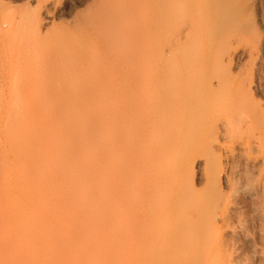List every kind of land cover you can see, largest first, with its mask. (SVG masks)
<instances>
[{
	"label": "rangeland",
	"instance_id": "1",
	"mask_svg": "<svg viewBox=\"0 0 264 264\" xmlns=\"http://www.w3.org/2000/svg\"><path fill=\"white\" fill-rule=\"evenodd\" d=\"M186 1L188 0H183V2ZM243 1L242 3H245V5H242V7L246 6V9L244 8L242 17L239 16V20L237 19L239 22L236 20L235 24H231H234V26H232L234 29L229 25L230 23L224 22L230 27L223 24L224 28L222 29H225V34L228 35L224 36L226 37V41L221 39L224 43L221 41L220 43H218L219 41H216L217 43H213L212 41L207 43L208 48L206 47L205 51L209 54V59L207 58L202 61L198 59L199 62L196 63L194 61L198 60H194L193 57V59L191 57L189 58V56L194 53V50L197 51L191 43V46L187 43L186 45H182V48L186 49V47L189 46L188 59L193 63L185 58L188 55L187 49L186 51L171 49L172 52H169V48L163 47L161 51H165V54L167 52L166 49H168V53L172 54L174 58L176 57L177 59V55L179 54V57H181L180 59H185L182 62L178 58L179 60L177 59V61L179 62H176L177 65H174L177 67L172 65V63H175L172 58H168V61L172 60V62H167L162 56L160 58L161 61L159 59L161 63H158L159 61L157 62L158 66L159 64L162 66L165 61L164 63H166V66L170 65L168 67H171V69L174 68L171 70L167 69L166 66L163 69L159 67V70H162L160 73L167 71L169 73L168 75L171 74L175 76L174 80L177 78L174 83L171 84L172 78L171 76V79L169 76L166 77V74L164 75L165 78H161L163 74L156 73L155 80H151L148 76H139L138 72L140 69L137 70V68H141L142 66H137V60L135 61L137 64L135 63L134 65V67H136L135 69H133L134 67L132 69L129 68L130 65L126 67L123 78L125 88L123 90L124 93H122L125 104L122 99V103L120 102L121 105L124 106L122 107L124 124L122 122L123 126L119 129L116 124H113L114 129L110 134L111 141H108L110 143L109 147H104L103 145L106 144L102 145L99 143V137L106 133V129L100 127V119H98L100 118L98 117L100 113L97 111L101 110L99 109L101 105L98 106L97 104V102H99L97 94L91 92L86 84H83L85 81H83L82 84V80L77 81L78 87H76L77 89H75V91L63 88L60 94L51 93L46 98H44V96L42 98V95L38 91L40 90L41 92L43 89L42 87L48 85L47 83L49 81L43 83L46 77H38V79L40 78L38 80L34 77L35 75L32 76L34 80L36 78L35 81L33 80L35 82L34 85H32L30 84L31 81L28 82L29 79L28 77L26 78L27 75L24 72L21 70L15 71L17 74L15 76L16 79L14 78L15 82L24 84L27 79L28 83H26L30 84V87L34 86V90L29 88L27 91L19 92L12 96L10 95L12 93L8 92L11 89L8 90L9 86L7 85H10L9 78H11L13 82L12 79L14 74L12 73L15 72H9V76H5L7 79L0 76V163H2L0 164V181H2L3 178V170L6 172L5 169L7 168L6 170H8L7 172H9L10 175L7 172V174H3L4 176L7 175V178L10 176V182L13 183L4 185L5 182L2 181V184L0 182V264H24V259L25 263L27 261L26 264H74V262L76 264L78 261L80 262V260L82 263L84 262V264H90L91 262H85L88 261V259L92 260V256L89 254V258L87 257L88 259H85L86 256L84 258L83 254L88 250V247L91 249V252L96 247H100L101 245L98 243H101L99 242L101 238L103 240L105 239L106 242L108 238L110 244L108 242L105 246H107V248L109 246L108 250L114 251L116 244L113 240L115 237H127L131 232H133V234L137 233V231H140L139 227H141V229L143 227L144 230L142 229V231L149 232L152 238V234L157 232V227L161 225L167 227V225L171 224V222L168 223V221H188V236L186 238H182L181 236V248L189 251L198 248H206L214 255V264H261V257H263L264 253V0ZM50 2L53 4H50ZM91 4V0H0V70L3 68L6 69V65L10 62V58L8 57L10 53H17L21 50L23 40L21 37L22 32L25 34L26 38L30 37L36 40L35 44L40 41L43 42L45 47L43 43L41 46H43L45 50H54L55 40L57 39L58 43L61 44L62 42L60 39L75 32L77 29V27H75L77 23V21H75L77 14L86 11ZM46 6L49 7V10L45 18ZM35 15L42 16L41 18L44 22L39 26V23L34 17L27 25H24V27H26H23L24 29L22 28L19 33L20 36L13 37L19 18L24 17L29 19ZM221 15H223V13ZM221 18H223V16H221ZM216 19L218 20V18ZM45 20L47 23H45ZM220 21L221 20L218 21V24H220ZM238 24H240V26H238ZM235 25L238 28H236ZM38 35L43 37L41 38ZM229 36L230 40L227 41ZM38 40L40 41L38 42ZM43 47H36L37 49L41 48L40 51H38L40 54L41 50H44L42 49ZM65 47L69 50L72 49L69 41H67ZM180 48L181 47L178 46V49ZM190 49H194L192 53ZM31 51L32 50H30V52ZM30 52L27 53L28 55L30 54V56L25 54V56L30 58L24 56L27 64L30 62L32 56L35 57L34 55H37ZM180 52L183 54H180ZM162 54L164 55V53ZM41 55H43V53ZM36 57L37 59L33 58V60H36L35 62L37 63V60L41 59H38L39 56ZM33 60H31L29 64H35ZM185 61H188V63L185 64ZM139 62L141 63V60ZM143 64L145 65L144 62L141 63V65ZM54 68H52V70ZM52 70H50V72ZM136 70L138 72H135ZM53 71L52 73L55 74L56 72ZM157 74L159 77H157ZM29 77L31 78V75H29ZM2 78L4 81L1 80ZM178 86H182L185 89L182 87L179 88ZM171 87L177 88L176 90L173 88L175 92L170 90L172 89ZM186 88H188V91ZM35 89L37 91H35ZM170 91H172V93ZM181 91L184 93L181 94ZM163 92L167 94L164 96ZM160 93H162V95ZM168 93L171 94L169 97L167 96L169 95ZM173 94L174 97L172 96ZM184 94L186 95L184 96ZM86 98L91 102L95 101L94 104L91 103L90 106H92V108L94 106L95 108L98 107V110L96 111L94 108V111L92 109L94 113L91 112L93 114L87 115L85 118L87 124H85L84 121V126H86V129H89V134H86L87 137L84 138L76 134L78 131L76 132L77 129L74 127L76 124L73 121L75 119L74 117L79 115L84 108H90L88 106L90 101ZM166 98L169 100L167 101ZM71 110L73 111L71 112ZM51 113L53 114L52 118L49 116ZM63 113L66 115L70 114L71 117L74 115V117L68 118L66 115L64 117ZM61 114L64 118L63 127L60 132L57 131L56 133L54 129L56 124L54 126V123ZM95 114L97 117L93 116ZM71 119H73V121ZM9 121L11 122L9 123ZM186 130L189 131L187 132ZM87 131L85 130V133ZM63 135H66L64 138L66 143L61 142L63 140L61 139ZM70 136L74 140L73 146L67 143L68 140L66 141L67 137L69 138ZM57 139L58 143L54 142L58 144L57 148H55L57 149L56 151L59 152V157L54 153L55 151H53L55 148L49 145L51 144V140L57 141ZM84 139L88 143L84 141ZM189 141L191 142L188 143ZM90 142H93L92 144L96 146L95 156L93 155L95 158L93 157L90 160L87 159L88 161L84 158L83 160L87 162L81 161L82 159L79 160L78 155L80 150L83 149L82 147L88 146ZM66 144L69 147H67ZM185 144H187L186 149H183ZM51 148H53V150ZM104 148H107L109 152L107 153ZM54 155L57 156H55V163L58 164L55 168V163H53L54 161H52L53 159L51 158V156ZM59 158L60 161L61 159L62 161L70 160L74 163H77V158L79 162L76 165L78 168L84 170L82 171L81 169L82 172H85L84 179L82 178L83 175H81L83 181L87 176H89L87 177L88 179H90V177L92 179V176H98L105 171L107 189L109 190V192H106L107 194L109 193L108 196L106 195L107 201L113 197L115 203H117V206L115 204L116 208L122 213L121 216L123 221L119 224L120 222L118 223V221L113 220L112 209L110 208L111 211H109V207H111L110 204L109 207H104L105 211L98 208L97 215L98 211L102 210L104 213L107 211L105 214L106 217L103 215L105 219L101 216L102 220L104 219L103 221L100 220L101 218H97L99 220L95 221L97 222L94 223L95 225L90 221L88 224H93L94 226H92V228L102 229V231H104V226L108 225L106 227L109 229V233L103 235L109 236L103 238L104 236L102 235L97 236L98 233L96 232L97 237L95 236L94 239L89 237V240L92 239V241H87V239V243L96 242L94 243L95 247H93V249L91 248V244L90 246L86 244V250H84L85 246L82 247L80 244L76 245V243L78 244L79 242L78 240L81 241L82 239L84 242V239L88 238L89 235L92 236V234H89L91 228L89 231V229H87L88 226L86 228L84 226L80 227L81 225L78 226V224L82 222L76 224L77 220L74 219L76 218L74 215L76 212L73 213L72 211V214H70L69 211L71 210L67 207V205H69L68 200L71 198L70 195L67 196L70 197L68 200H66L67 198L65 199L66 202L64 200L65 194L68 195L69 192L71 193L72 190L70 191V189H72L73 186V190H76V188L79 190V186L82 187L83 184H87V182L89 183L91 180H85L84 182L78 180L77 184L73 183L75 178L71 179V170L69 171L71 174H69V169L66 170L65 167L61 166L62 163L60 164ZM19 161L24 162V170L21 168L22 165ZM104 161L109 162V164L104 163L105 166L108 165L107 167L109 168H106L107 171L103 168L100 172L101 164L104 166ZM5 162L8 163L6 164ZM17 162L20 163V168L23 170L19 173L20 169L17 173H19L21 177L26 175L28 181L36 186H33L35 187V191L39 188V191L37 190L38 194L44 196L46 194L49 196L48 194H50L51 197L53 196L51 192L55 189V195L58 196L57 202L59 204L57 205L59 206L56 207L55 205L54 208L56 209L52 206V209L56 212L59 210L61 216L58 212L57 215H55L56 212L54 214L50 206L48 208L51 212H49L47 208L42 213L44 220L42 222L45 223H40L41 221L38 223L37 221L39 227L37 226L36 228L33 226L34 229H36L35 232L37 230L39 231V229L42 230L43 227V235L46 233L47 235L45 234V236H47V238L48 234L50 235L48 240L45 239V236H42L44 241H47V244H51L50 247H48L50 244L47 246L50 250V254L48 250L45 252L47 254L42 252V248L40 250V243H43V239L42 241L39 239L41 236L38 231L36 235L40 236L38 238L39 240L36 235L34 236L33 232L32 236L36 239L33 237L31 245L29 244L30 247L28 246L31 249L33 248L34 252H32L31 249L30 252L29 248H27L29 251L27 253L34 254V257H38L37 255H40L39 252H41L40 258L42 260L39 259L41 262L37 258L36 261L33 256L32 258L24 256L27 254L25 253L27 250L24 251L21 247L19 249L15 248V246L18 245L19 237L15 234L17 231L14 230L13 226H11L12 229L8 227L14 223L13 220L15 219H13L14 217L12 216H15V214H13L14 210L12 207L8 206L7 202L13 195V190L16 191V188L18 189L20 184L17 178L19 174H16V169L20 166ZM88 162H91L92 165ZM45 164L54 165H52L50 169L48 166L45 168ZM40 167L46 169L45 172L43 170L44 173L41 171V173H43H40L41 177L37 172ZM95 167L99 168V174H96L97 168L95 170ZM47 168L50 170L47 171ZM13 170L15 174L12 173L14 172ZM23 172H26V174ZM72 172L74 174L76 173V171ZM11 174L16 176L14 177L12 175L14 180ZM116 174L119 175L116 177ZM61 178H64L63 180L66 178L67 181H65L67 183L69 182L67 186L72 188H67L66 183L60 180ZM44 179L46 183L43 182V184H45L43 186L41 181ZM39 183L42 186L39 185ZM92 188H90V190ZM91 191L94 192L92 195L95 197L97 193L94 189ZM35 194L36 192L32 193L33 198L38 195ZM58 194L62 197L59 198L60 196ZM76 194L74 192L75 200L81 201L83 197L80 195V198L78 192H76ZM73 196L71 199L74 200ZM7 197L8 200L6 199ZM61 199H63V203H61L62 201L60 202ZM2 201L6 202L5 205ZM71 202L72 200H70V203ZM1 203L7 210L8 208H12L13 215L10 214L12 220L9 224L8 222H10V219H8V217L10 218V210L5 211V209L2 208L4 209L2 213ZM64 203L68 204L65 205ZM80 203L82 205L85 204L83 202ZM80 203H78L79 206H77V208L81 206ZM85 206L83 205V209L80 210H82V214L85 213L88 215L87 212L89 211H85ZM87 208L86 210H88ZM90 212L89 214H91ZM50 213L52 216H55L54 218L59 215L60 220L57 217L59 221L57 219L54 221ZM78 213L80 214L81 212ZM68 214L73 216L71 217L73 218V222L69 221L70 219L68 218H70V216ZM85 214H83V216ZM62 215L63 218L68 217L67 220H62ZM50 216L52 218L51 220ZM77 217L81 218L82 216L80 217V215H77ZM6 220H8V222ZM61 220L63 223L69 221L68 224H66V229L63 228L65 224H62L63 226L61 227ZM73 223H75L76 226H74L75 224ZM34 224H36V222ZM44 224H47L46 226L50 230H48ZM6 226L7 228L5 229ZM84 228L86 231H89L87 237L83 234L85 231ZM95 228L94 230H96ZM4 230H6V234ZM68 231H71L69 232L70 234ZM7 232L14 235H8ZM80 233L85 237H81ZM100 234L102 233L100 232ZM126 240L124 239V241ZM146 240H148L146 243L147 247H160L155 240H150L149 237H146ZM104 241H102V243H104ZM45 242L44 246H46ZM81 244H83L82 241ZM42 246L43 244L41 247ZM101 248L102 246L100 249ZM107 248L103 247L102 250H106ZM122 248L125 249V246ZM70 249H74L75 252L78 250L79 255L81 254L83 256L80 255V257L86 261L79 256L80 259L77 261L78 258L76 259L75 255L78 253L76 252V254L74 251L70 253ZM10 251L15 252L16 256H13L15 254L13 253L11 257L10 253L12 252ZM127 251H130V248H128ZM103 252L104 250L101 255ZM48 254L49 256L47 258L46 255ZM69 254H71L74 259H69ZM94 255L96 254H93V256ZM103 255L105 257V253ZM58 256L61 257L59 258ZM98 256L99 255H97V258ZM45 257L47 259H45ZM99 257L101 258L100 260H102L103 256ZM28 258L31 259V262L27 260ZM21 259H23V261ZM105 259L106 257L104 260ZM68 260H70V262ZM104 260L103 263L105 262ZM79 262L77 264H79ZM81 262L80 264H82Z\"/></svg>",
	"mask_w": 264,
	"mask_h": 264
},
{
	"label": "bare ground",
	"instance_id": "2",
	"mask_svg": "<svg viewBox=\"0 0 264 264\" xmlns=\"http://www.w3.org/2000/svg\"><path fill=\"white\" fill-rule=\"evenodd\" d=\"M91 1H92V4L86 11L79 12L77 14V16L75 18V21H77L76 26H75V27H77L76 31L73 32L72 34H70L68 36H64L62 39H60V41L62 42L61 44H59L58 40L56 39L55 40L56 42L54 44V47H55L54 50H51V51H47V49L45 50V48H44L45 44L43 42L38 40V42L40 41L39 43H41V44L37 43L38 44L37 45V44H35L36 40H34L33 38H30V37L26 38L25 34L22 32L21 37L23 40H22L21 50L18 51L17 53H10V55H8V57L10 58V60H9L10 62L8 63V65H6V67H5L6 69L3 68L0 70V76L5 78L6 75L9 76V72L12 73L15 71L17 72V70H21L22 72H24L27 75V76L26 75L25 76H26V78L28 77V79H29L28 82H30V81L32 82V83L30 82V84H32V85H34V83H35L34 81L36 80V78L37 79H38V77L43 78L41 76L46 77V79H44L45 81L42 80L43 83L46 81H49V82L47 83L48 85L46 87H42L43 88L41 91L42 93L40 92V90L38 88H36L39 90L38 92L42 95V98H43V96H44V98H46L51 93L60 94L61 90L63 88H68V89L75 91V89H77L76 87H78L77 81L82 80L81 84L83 81H85V83L83 82V84H86L87 88H89L91 90V92H93L94 94H97L98 101H99V102H97V104H98V106L101 105L99 109H101L102 111L98 110L97 109L98 107L95 108V106L93 105L95 101L91 102L90 100H88L89 99V97H88V99L87 98L86 99L88 101H90V103L88 105L90 108L86 107L82 110L81 113L77 112V113H79V115H77L75 117L73 115V117L75 119H74V121H73V119H71V120L76 124V126H74L77 129V130L75 129L76 132L78 131V133H76V134H79L81 137L85 138V137H87L86 134L87 135L89 134V129L88 128L86 129L85 128L86 126H84L85 124H87L85 118L87 117V115L89 116L90 114L94 113V111H95L94 108L96 109V111L98 110L97 112L100 113V115H98V113H97L98 117H100V118H98V119H100V127L106 129V133L103 134L101 137H99V143L102 145L106 144V145H103L104 147L110 146V143L108 141L111 139L110 134L112 133V131L114 129L113 124H116L118 129L123 126L122 122L124 124V119H123L124 117L122 116V115H124L123 110H122V107H124V106L121 105V103H122L121 99L124 103V99H123L124 96H122V93H124L123 90L125 88V83H124L123 78H124V71H125L126 67H128L130 65L129 68L132 69L136 63L135 61L137 60V63H138V64L136 63L137 66H142L141 67L142 69L140 67L137 68V70L140 69L139 72L137 70L135 71V72H138L139 76H148L151 80L152 79L155 80L156 73L163 74V76L166 74L165 75L166 77L169 76V78H170V76H171V78H172L171 84H172L175 82V80L177 78L174 80L175 76H173L171 74L168 75L169 73L167 71L160 73V72H162V70L160 71L159 67H161L160 69L165 68L166 63H164L165 61L164 62L162 61L163 62L162 66H160V64L158 66L157 62L159 61V59L162 56L164 59L167 60V62H170V61L172 62V60L168 61L169 60L168 58H170V59L172 58L173 62H175L174 64L172 63V65L174 66V65H177L176 62H179V61H177V59L178 58L180 59L181 57H179V54L177 53L178 54L177 59H176V57L174 58L172 56V54L168 53V49H166L167 52L165 54V51L164 52L161 51V50H163V47L169 48L170 49L169 52H172L171 49H177L179 51L180 50L186 51V49L187 50L189 49L188 48L189 46H187L186 49H183L182 45H184V44L186 45L187 43H189L188 45H190V43H191L192 46L195 47L194 49H196L197 51H195L193 49L194 53H192L193 50L190 49V50H192L191 51L192 54L190 53L191 55L189 56V50H188V52H187L188 55L186 57L185 56H183V57L188 59V56H189V58L193 57L194 60H198V59H200L201 61L205 60L209 56V54L205 51L206 47H207V43L211 42V41L213 43H215L216 41H219L218 43H220V41L222 43H224L222 40L226 41V39H225L226 37H224V36L225 35L228 36V35L225 34L226 33L225 29H222V28H224L223 24H226V25H228L229 23H230L229 25H231L232 23L235 24L236 23L235 21L238 18L242 17V12L244 11V8L246 7V6L242 7V5H245V3L244 4L242 3V2H244L243 0H225V1L224 0H188L186 2H183V0H91ZM50 4H53V3L50 2ZM48 8L49 7H47L45 10V14H44L45 18L48 14V10H49ZM222 13H223V15H221ZM38 16L39 15H35V16L30 17L29 19H26L24 17L19 18V20H18L19 22H18V25L16 27V31L14 32L13 37L20 36L19 33L21 32L24 25L25 24L27 25V23L29 21H31L34 17L36 18L35 20L39 23V26H40L42 24V22H44V21H42V18H41L42 16H39V17ZM218 16H220V17H218ZM221 16H223V18H221ZM45 18H43V19H45ZM216 18H218V20ZM46 20H45V23H47ZM219 20H221L219 22L220 24H218ZM238 20H237V22H239ZM224 22H227L228 24L224 23ZM234 24L231 25V27L234 26ZM229 25L227 27H230ZM236 25H235V27L238 28ZM238 26H240V24H238ZM232 29H234V27H232ZM238 30H240V29H238ZM38 31L40 32L39 29H38ZM38 36H40L41 38L43 37L41 35H38ZM206 40H208V41H206ZM229 40H230V36H229V39L227 41H229ZM67 41H69V43L72 46L71 50L66 49V47H65V44L67 43ZM42 43H43L44 47L41 46ZM38 46L43 47L42 49L45 50V51L44 50L43 51L46 54L42 50H41V54L43 53V55H45V56L41 55L40 52H38L41 49V48L37 49L36 47H38ZM178 46H180L181 48L178 49ZM171 47H173V48H171ZM184 48H185V46H184ZM30 50H32V51L30 52ZM177 50H174V51L178 52ZM28 52H30V53L33 52L34 54H37L34 56L35 57L39 56L40 58L38 57V59H41V60H37L38 62L36 63L35 62L36 60L34 61L33 58L37 59V57L35 58L32 56L31 60H33V62H35V64H29L31 62V60H30V62H28V60L26 59V61L28 62V64H27L25 62L24 58L27 56H30V54L29 55L27 54ZM162 53H164V55ZM25 54L27 56H25ZM167 54H170V55L166 56ZM180 54H183V53L180 52ZM185 55H186V53H185ZM27 58H30V57H27ZM182 59H180V61L183 62L185 59H183V60ZM140 60H141V63L142 62L145 63V65L143 64L144 66L141 65V63L139 62ZM189 60L190 59H188V61ZM160 61H161V59H160ZM160 61L158 63H161ZM188 61L187 62L185 61L184 63L187 64ZM194 62L197 63V62H199V60L194 61ZM168 66H170V65H168ZM168 66H166V68L171 69V67H168ZM174 67H177V66H174ZM52 68H54L53 70H55V69L56 70L53 71ZM135 68L136 67H134L133 69H135ZM172 69H174V68H172ZM50 70H52L53 72H56V73L54 74V73H52V71L50 72ZM16 72L12 73V74H14V76L11 75V76H13V79H12L13 82L11 81V78H9L10 80L8 79L10 81V83H9L10 85H7V86H9V88L8 87L7 88H8V90L11 89L8 92L12 93V94H10L12 96L15 95L16 93L27 91V90H29V88L33 89V87H34V86L30 87L31 85L27 84L28 83L27 79H26L24 84L15 82L14 78L16 79V77H15L17 75ZM158 74H157V77H159ZM29 75H31V78L29 77ZM32 76L36 77L35 80H34V77H32ZM163 76L161 78H165V76L164 77ZM5 79H7V78H5ZM1 80L4 81L3 78ZM5 82H6V80H5ZM181 87L182 86H180L179 88H181ZM173 88L170 90L174 91L175 88L174 89ZM182 88L185 89L184 87H182ZM36 89H35V91H37ZM187 89L188 88H186V90ZM168 90H169V88H168ZM164 91H165V89H164ZM170 92L172 93V91H170ZM184 92L186 93L185 90H184ZM190 92H191V89H190ZM190 92H188V93H190ZM183 93L181 91V94H183ZM160 94L162 95V93H160ZM166 94L167 93L163 92L164 96ZM174 94L172 95L173 97H174ZM176 94H177V92H176ZM186 94H184V96ZM161 95H160V97H161ZM170 95L171 94H169L167 96L169 97ZM180 95H179V97H180ZM164 96H163V98H164ZM187 97H189V96H187ZM166 99H167V101L169 100L168 98H166ZM91 103H93L92 104L94 106L93 108H92V106H90ZM101 107L102 108L104 107V108L102 109ZM72 111L73 110H71V112ZM99 111H101V112H99ZM124 111H125V109H124ZM91 112H93V113H91ZM63 115L65 117L66 114L63 113ZM63 115L61 114V116H59V118H57L55 120L56 122L54 123V126H55V124H56V126L54 129L56 130V133H57V131L60 132L61 128L63 127L62 126L63 122H64ZM49 116H50V118H52L53 114L51 113ZM66 116L68 118H73L70 116V114H67ZM93 116H96V114ZM88 120H89V117H88ZM84 121H85V124H84ZM90 121H92V120H90ZM10 122L11 121H9V123ZM189 124H190V121H189ZM185 126H187V125H185ZM84 129L86 131L87 130L88 131L85 133ZM184 130H185V128H184ZM16 134H17V132H16ZM65 136L63 135L62 136L63 138L61 136H59V137H61V139H63L61 141L62 143H66L64 140ZM69 138H71V136ZM69 138L67 137L66 141L68 140L67 143H69V145L73 146L72 144L74 143V140H73V138H71V139H69ZM54 141L56 143H58V139H57V141L51 140V144H49V145H51L50 147L53 146V148H55V147L57 148L58 144H56ZM84 141H86V140L84 139ZM190 142L191 141H189L188 143H190ZM53 143H54V145H53ZM90 143L88 146L85 145L86 147H82L83 149L80 150V153L78 155L79 160L82 159L81 161H86L87 159L90 160L91 158H93L95 156L94 153L96 151L95 150L96 146L94 144H92L93 142L91 144ZM186 145L187 144H185V146L183 145L184 146L183 149H186ZM67 147H69V146L67 145ZM53 148H51V149L53 150ZM56 148L53 151H55L54 153L58 156L59 152L56 151L57 150ZM105 151L107 153L109 152V151H107V148L105 149ZM56 155L51 156V158L53 159L52 161H54L53 163L56 162V157H57ZM84 158L86 160H83ZM58 160H59L60 164L62 163L61 164L62 167H65L66 170L69 169L68 172L71 170L70 171L72 173L71 179L75 178L73 183L77 184L78 180L81 181L82 178L84 179V173L85 172H82L84 170L82 168H78V166L76 165L79 162L77 158H76L77 163H74L70 160L65 161L64 159H63L64 161H62V159L60 161V158ZM93 161H95V160H93ZM93 161H92V163H93ZM5 163H4V166H5ZM20 163H21L22 167H21ZM20 163H18L20 166H18L19 169L18 168L16 169V174H19L24 170V166H23L24 162H20ZM88 163H91V162H88ZM92 163H91V165H92ZM104 163L109 164V162H106V161H104L103 164ZM0 164H2V163H0ZM45 165H44L45 168L48 166V168L50 167V169H51V166L54 164H47L46 166ZM56 165L58 166V164L55 163L54 168L56 167ZM97 165H99V164H97ZM107 166H105V164H104V166L101 164L100 172L102 171L103 168H105V169L109 168ZM20 167L23 168V170ZM44 167L43 168L40 167L41 170H40V168H38V170L40 171L39 172L37 170L38 174H40L41 171L43 172V170H44V172L46 171V169ZM87 167H88V164H87ZM92 167H94V166H92ZM48 168H47V171L50 170ZM96 168H97L96 174H99L98 173L99 168L95 167L94 169L96 170ZM6 169H5V171L7 172L8 170H6ZM81 169H82V171H81ZM10 170H12V169H10ZM19 170H20V172H19ZM72 171H76V173L74 174ZM106 171H107V169H106ZM6 172H4V170H3V173L9 174V172H7V173ZM17 172H19V173H17ZM70 172H69V174H71ZM104 172H103V174H104ZM3 173H2V175H3L2 181L5 182L4 185H9L8 183H11L10 182L11 177L9 176L7 178V175L4 176ZM12 173L15 174V171ZM23 173L26 174V172H23ZM43 173H41V174H43ZM41 174H40V177H41ZM103 174L100 173L98 176L94 175L96 177L92 176V179H91V177H90V179H88L87 177H89V176H87L85 180H87V181L91 180V181L89 183L87 182V184L82 183L83 186L82 185H81L82 187L79 186V188H80L79 190H77L78 188H76V186H75L76 190L75 189L73 190L74 186H73V188L67 186L69 182L68 183L66 182L67 181L66 178H65L66 181L63 180L64 178L60 179L66 183L67 188L68 187L72 188V189H70V191L72 190L71 193L69 192L68 195L65 194L66 196H65L64 200L66 198H67L66 200H68V198H70V197L72 198V196L74 195V192H75V194H76V192H78V195L79 196L81 195L84 198V199L82 198L83 201H82V199H81V201H76L75 195H74L73 198L75 201L70 198V200H72V202L70 203V200H68L69 205H67L68 203H64L65 205H67V207L70 208V210H71V211H69L70 214H72V211H73V213L76 212V214H74L76 216V218H74V219L77 220V223L76 222L75 223L78 224L79 222L80 223L82 222L81 224H78V226L81 225L80 227L84 226L85 228L88 226L87 229H89V231L91 228L90 233L88 230L86 231L85 228H84V230L86 231V234L89 233V234H92V236L89 234L86 235L85 231H84V233L83 232L82 233L86 237L89 235L88 238L84 239V242L81 239L83 244H81L80 240H78L79 242L77 241L78 244L76 243V245L80 244V245H82V247L85 246L84 250H86L87 245L90 246V244H91L92 249H93V247H95L94 243H96V242H91L89 244L86 242V240L88 239L87 241H92L91 238H90L91 240H89V237H92L94 239L96 236V232L98 233L97 236L102 235V236H104L103 238H106L109 236L108 234H107L108 236L103 235L105 233H109V229L106 227L108 225H105L103 228L104 231L107 230L105 232L102 231V229H98V228L96 229L95 227L92 228V226L95 225L94 223H97L95 221L99 220L101 218V216L103 217V215L106 214L107 211L105 213L102 212V210L105 211V208H104L105 206L109 207V204L111 205V207H109V211H111L110 210V208H111L112 212H113V220L114 221H118V223L120 222L119 224H121V222L123 221L122 216H121L122 213H120L119 210L116 208L117 203H115V199L110 196L111 198L108 199L109 202L107 201V196L109 195V193L107 194L106 192H109V190L107 189L106 175L105 174L103 175ZM12 175L13 174H11V176ZM81 175H83L82 178H81ZM117 175H119V174H116V177H117ZM13 176L16 177L15 175H13ZM13 176H12V179H13ZM5 177H6V179H5ZM20 177L21 176L19 174L17 176L18 181H20L18 189L16 188V191L13 190V193H12L13 195L11 196V198H9V200H8L9 196L6 198L8 200V202L5 200L8 203V206L13 208L14 213L11 210L12 208H8V210H7V208H4V205L6 202H3V201L2 202L4 205L1 203V210H2V213H3L4 209H5V211L10 210L9 211L10 218L8 217V219H10L9 220L10 222H8V220H6V221L9 224V223H11L12 217H14L13 219H15V220H13L14 223L12 222L13 224L8 226V227L13 226L14 230L17 231V233H15V234H17V236L19 237V241L17 243L18 247L15 246V248L19 249L21 247L22 249H24V251L27 250V251H25V253H27L31 249V248H29L31 245V240L36 235V232L38 231L37 230L35 232L36 229H34V227H36V228H37V226L39 227V225H37L39 223V221H41L40 223H45V222H42V221H44L43 217H42V213L44 212L45 209H47L50 206H51V208H50L51 211L52 210L54 211V209H56V208H54L55 205L57 207V206H59V205H57L59 203L57 202L58 196L55 195V192H54L55 189H53L52 192L50 191L53 196L50 197V194H48L49 196H47V194H46L45 196H47V197H45L44 195H40L37 193V190L39 191L38 187H37L38 189L35 191L36 186L32 185V183H30L28 181V179L26 178V175L25 176L23 175L21 177V179L19 180ZM103 177H105V178H103ZM2 181H0L1 184H2ZM41 182H42L43 186L45 185V184H43V182L46 183L45 179ZM11 184H13V183H11ZM39 185H41V184L39 183ZM60 185H62V184H60ZM3 186H2V189H3ZM12 186H10V187H12ZM33 186H35V187H33ZM77 187H78V185H77ZM95 187H96V189H95ZM62 188H66V187H62ZM90 188L94 189L95 192L97 193V195L95 197L92 195L94 192L91 191L92 189L90 190ZM41 190H42V188H41ZM33 192H36V194H38L37 196H35V198L32 197ZM66 193H68V192H66ZM69 195H70V197H67ZM81 196H80V198H81ZM55 197H56V199L54 200ZM61 197L62 196H60L59 198H61ZM62 200L63 199H61L60 202ZM66 200H65V202H66ZM104 201L108 202V203H105ZM80 202L85 203L86 206L88 207L87 208L85 206V204H83L85 206L84 207L85 211H89V212L91 211L90 212L91 214H89V212H87L89 216L85 213H83V214H85L83 216L82 210H80V209H83V205ZM102 202H103V204H102ZM61 203H63V201ZM78 203H80V205H81L79 208H77V206H79ZM115 204H116V206H115ZM11 205H14V206H11ZM6 206H7V204H6ZM52 206L54 209H52ZM2 208H4V209H2ZM86 208L88 210H86ZM98 208L99 209L101 208L102 210L98 211V215H97V210H99ZM65 209H68V208H65ZM72 209H75V210H72ZM106 209H107V207H106ZM62 210H64V209H62ZM48 211L51 212L49 210V208H48ZM55 212L56 211H54V214H55ZM57 212L59 213V210ZM57 212L55 215H57ZM78 212H81V213L79 214ZM101 212L104 214H102ZM6 213H8V212H6ZM12 213L15 214V216L11 217L10 214H12ZM52 214H53V212H52ZM50 215H51V213H50ZM77 215H80V217L82 216L84 218H82V217L78 218L79 216L77 217ZM95 215H97V216H95ZM51 216H50V220L53 218L55 221L57 219V217L60 220L59 215L56 218H54L55 216H52V218H51ZM60 216H61V214H60ZM69 216H70V218H68L67 216H64V217H67L68 219H70L69 221L73 222V218H71L73 216L72 215H69ZM105 217H106V215H105ZM61 218H62V220L63 219L67 220V218H63V215ZM97 218H99V219H97ZM82 219L84 222L82 221ZM62 220H61V227L65 224V226L63 227V228H65L67 226L66 224H68L69 221L63 223ZM100 220H102V218ZM37 221H38V223H37ZM89 221L91 223L93 222L94 225L88 224V223H90ZM35 222H36V224H34ZM170 222H171V224L167 225V227H163L162 225L160 227H157V232L156 233L154 232L152 234V238H151L149 232L142 231L143 227H142V229H141V227H139L140 231H137V233H134V234H133V232H131L132 234L130 233V235H128L127 237H122V236L117 237V238L115 237V239L113 240L116 244L114 251H111L110 249L108 250L109 246H108V248H107V246H105L106 244H108V242L110 244V240H108V238H107V242H106L105 239H104L105 240L104 241L101 238L102 240L101 239L99 240V242H101V243H98V244L101 245L102 248L103 247L107 248L106 250L103 249L104 250L103 254L105 253V257H106L105 260H104V258H105L104 255L103 254L101 255V253L103 251L102 248L100 249L101 246L96 247L94 249L95 251L92 250V252H91V249L89 247L87 248L88 250L85 251V254H83V256H84V258L86 256L85 259H88L89 258L88 256L90 254L92 256L91 257L92 260L88 259V261L84 260L82 258L83 256L81 254L80 255L82 257H80L78 250L76 251L78 254L74 251V249L73 250L70 249L69 251H70V253L72 251H74L77 254V255H75L76 259L78 258L77 261L81 258L84 261H86L85 263L91 262L90 264H97V263H99V264H214V261H215V259L213 258L214 255L210 251H208L206 248H204V249L198 248V249H195L192 251L184 250L181 248V241H180L181 236H182V238L183 237L186 238L188 236V228H187V226L189 224L188 221H168V223H170ZM75 223H73V224H75ZM76 224L74 226H76ZM3 225H1V226H3ZM46 225H45V227L48 230H50ZM90 225H91V227H90ZM70 226H71V224H70ZM6 228H7V226L5 227V229ZM94 228L96 230H94ZM105 228H107V229H105ZM10 229H12V227ZM65 229H64V231H65ZM92 229L95 231L94 237H93V230ZM7 230H9V229H7ZM32 230H34V231H32ZM99 230H101V231H99ZM5 231L6 230H4V233L6 234ZM42 231H44L43 227H42V230L39 229V231H38V233L40 234L41 237L39 235H36L37 239L40 237L39 239L41 241L46 234L45 233L43 235L44 232H42ZM8 232H7V234L11 235ZM33 232H34V236H32ZM69 232H71V231H68V233ZM100 232L102 234H100ZM66 233H67V230H66ZM82 233H80L81 234L80 236L84 238L85 236ZM12 235H14V234H12ZM49 236L50 235L48 234V238H49ZM146 237H149L150 240H155L160 247H156V248L147 247L146 243L148 240H146ZM48 238H47V236H45L46 240H48ZM123 238L125 240L127 238V240L124 241ZM45 241L43 239V241H42L43 243H40L39 248H40V250L42 248L43 253H45L48 250V252L50 254V250H49V248H47L48 244H50V243L47 244V241L46 242ZM61 241H62V239H61ZM102 241H104V243L105 242L106 243L104 244V243H102ZM44 242H45L46 246H44ZM59 242H60V240H59ZM126 242H127L128 246H127ZM32 243H33V241H32ZM42 244H43V246L41 247ZM50 246H51V244L48 247H50ZM123 246H125V249L122 248ZM27 248H29V251ZM126 248L127 249L130 248V251H127ZM22 249H20V250H22ZM50 249H52V248H50ZM99 249L102 251H100ZM31 250H32V252H34L33 248ZM98 250L100 253L98 252ZM89 251H90V253H89ZM10 252H12V251H10ZM86 252H88V253H86ZM13 253H15V252L10 253L11 257H12ZM97 253H99V254H97ZM27 254H25L24 256H26V257L29 256L30 258H32V256L34 255V254L32 255L31 253H29L28 255ZM39 254L40 255H37L38 257L33 256V258H35L36 261H37V259L38 260L41 259L40 258L41 252H39ZM45 254H47V253H45ZM49 254L46 255L47 258L49 256ZM74 254H73V257L75 258ZM93 254H96V255L93 256ZM97 255H99L101 257L103 256L104 258L102 257V260H100L101 258L98 256V258H99L98 259ZM13 256H16V253ZM35 256H36V254H35ZM47 258L45 257V259H47ZM70 258L74 259V258H72L71 254H69V259ZM261 258H262L261 264H264V253H263V257H261ZM23 259H21V260L23 261ZM95 259H97V260H95ZM27 260L30 261L31 259L28 258ZM41 260H39V261L41 262ZM103 260L105 261L104 263H103ZM24 261H25V259H24ZM24 261H23V263L26 264L27 261H26V263ZM68 261L70 262V260H68ZM72 262H74V261H72ZM80 262H81V260H80ZM80 262H79V264H80ZM74 264H75V262H74ZM82 264H84V262Z\"/></svg>",
	"mask_w": 264,
	"mask_h": 264
}]
</instances>
